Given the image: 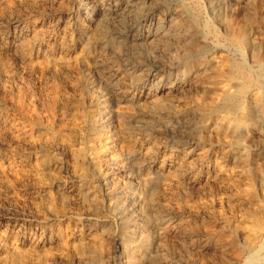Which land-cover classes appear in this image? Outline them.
<instances>
[{
  "label": "rangeland",
  "instance_id": "obj_1",
  "mask_svg": "<svg viewBox=\"0 0 264 264\" xmlns=\"http://www.w3.org/2000/svg\"><path fill=\"white\" fill-rule=\"evenodd\" d=\"M51 1L40 6L38 25L45 48L54 52L47 63L40 57L35 65L42 67H31L20 52L0 50V85L4 69L15 74L0 96V233L8 225L5 231L14 235V222L28 228L44 222L63 230L65 240L82 234L75 246L91 248L92 264H245L242 215L264 211V195L258 188L248 198L249 179L239 172L246 167L253 177L264 175V118L253 103L251 130L242 134L245 148L235 150L226 143L234 133L218 129L194 98L212 102L206 88L215 78L214 56L241 59L229 34L247 15L256 17L257 40L245 63L264 77L257 66L264 60V0H241L235 9L231 0ZM70 44L74 57L68 59L61 48ZM200 50L205 54L197 55ZM198 69L209 70L199 75ZM19 98L29 100L31 120L16 112ZM48 116L55 117L52 124ZM109 137L120 157L109 164L90 161L93 153L106 151ZM79 151L87 160L75 178ZM148 151L173 166L192 162L196 171L187 178L162 171ZM221 170L231 180L224 182ZM49 201L58 219L46 212L44 220L34 217ZM22 235L30 237L27 230ZM76 247L64 253L74 254ZM261 257L264 264V252ZM63 259L60 264H70Z\"/></svg>",
  "mask_w": 264,
  "mask_h": 264
},
{
  "label": "bare ground",
  "instance_id": "obj_2",
  "mask_svg": "<svg viewBox=\"0 0 264 264\" xmlns=\"http://www.w3.org/2000/svg\"><path fill=\"white\" fill-rule=\"evenodd\" d=\"M50 1L51 0H0V50H6V51L14 50L15 52H20L22 54V59L24 61L28 62V64H30L31 67H35V66L36 67H38V66L42 67L39 64L35 65V62L38 61L40 57H43L44 58V60H43L44 62L49 61V59L53 55L52 53H54V52L51 51V50H48L47 48H45L46 47L45 45H46L47 42L44 40V37H42V35L40 34V32L38 30V25L41 22H43V21L39 22V20H40L39 17L42 14V12L40 10L41 9L40 6L42 5V3L44 4L45 2H50ZM57 1H60V0H55V2H57ZM61 1H63V0H61ZM69 2H70V0H69ZM75 2H77V1H75ZM197 2H198V0H197ZM240 2H241V0H231V4H232L233 8L235 6L238 7V5L240 4ZM98 3H100V1ZM53 6L55 7V5H53ZM58 8H56V9H58ZM94 9H96V8H94ZM191 10H192L191 13L193 14L194 21L195 22H198V16H197L196 10H194V9H191ZM243 10H245V9H243ZM68 11H70V10H68ZM249 11H251V10H249ZM49 13H50V11H49ZM253 15H247V16H245V19L243 17L244 20H242V22L240 24L236 25V27H233V29L230 32V34L228 33L230 35L229 36V39L231 40V42H233L234 46L238 49V52L240 53L241 59L239 61H237L236 59L235 60H233V59H227L225 57H222V55H219V54H218L219 56H214L212 58L211 65H212V67L215 70V78L212 81L211 85L206 88V89H208L207 93H209V95H210V97L212 99V102L211 103L206 102L205 100H207V99H205V98H201V99L194 98V101L196 103V106H197V109L199 110V112L202 113L203 115H207V116L213 118L214 121H215V123H216V127L218 129H222L224 127V128H227V129L231 130L234 133L233 137L228 142H226V143L229 146H231L233 149H235V150L236 149L240 150V149H244L245 148V143L242 141V136H243L242 134L244 132L247 133V132H249L251 130V127H252V122L251 121H252V118H253V114H252V111H251V107H252V104L253 103L259 107V109H260L259 112L261 111L262 118H264V77L258 76L259 74L258 75L257 74L255 75L252 72L253 70L250 71L247 68L246 63H245V57H246L247 53L252 48H255L256 47V40H257V38L253 37L254 36L253 35V30L255 31L254 26L257 24V20L255 19L256 17H253ZM99 19H101V18H99ZM59 21H60V19H59ZM179 22H181V21H179ZM259 22H260V20H259ZM177 23H178V21H177ZM262 24L264 25V21L262 22ZM210 25H211V23H210ZM228 26L230 27L231 26V23H228ZM261 26H260V28H261ZM132 28H133V26H132ZM206 29H207V30H205L206 33L207 32H210L208 26L206 27ZM258 30H260V29H258ZM94 31H96V30H94ZM63 32L64 33H61L60 34L59 40L64 39V37H65V31H63ZM92 35H88V37L91 38ZM257 37H258V35H257ZM92 39H94V38H92ZM222 40H223V38H222ZM226 43H227V41H226ZM68 46L69 47H67V48H61L62 49L61 51H63V53L65 54V57H67L68 59H71L72 57H74L73 56V48H72V45L71 44L68 45ZM37 47H38V50H37V52H35V48H37ZM216 48L218 49L220 47H216ZM205 52H206V50H200L199 51V54H197V55H203V54H205ZM81 53H82V55H84L83 54V51ZM6 54H8V53H6ZM85 54H88V52L85 53ZM221 54H223V53H221ZM3 55H5V54H3ZM12 56H14V55H12ZM90 57H91V55H90ZM253 62H256V61H253ZM76 63H77V61H76ZM32 64H34V65H32ZM7 65L8 64H6V66ZM224 66H226L229 69V72H226L225 71ZM257 66L260 69L263 70L264 69V60L259 61L257 63ZM4 68H5V66H4ZM228 69H227V71H228ZM2 70H3V68H2ZM208 70L209 69H200V70L198 69L196 72L199 75L200 74L206 75V73H207ZM260 72H261V70H260ZM3 75H5V76H3ZM14 75L15 74H14L13 70H11V69L10 70H5L4 69V71L1 73V79H2V76H3L4 83L0 85V96H3V97L6 96V94H7V84L6 83L7 82H11V80L14 79ZM27 77H24V78H27ZM12 82H14V81H12ZM88 85H90V84H88ZM86 86H87V84H86ZM20 87H21V85H20ZM197 89L198 90L199 89L200 90H204L205 88H203L201 86H197ZM26 94L28 95V93H26ZM34 94H35V92H34ZM199 96H201V95H199ZM31 97H32V95H31ZM98 97H99V95H98ZM96 98H97V96H96ZM22 100L21 99L20 100H17L14 103V107H15V105L17 107V109H16L17 111L16 112L22 113L24 116H26V118H28L29 120H31L32 116L30 115L31 111L29 109V100H27L28 102L27 101L25 102L23 98H22ZM30 101H32V100L30 99ZM166 105L167 104H165V106ZM32 108H34V107H32ZM255 112L257 113V111H255ZM39 118H40V116H39ZM54 118H55L54 116H48V117H46V121L48 122V124H52V122H53L52 120H54ZM256 118L258 119V117H256ZM24 120H25V118H24ZM45 123H43V124H45ZM18 124H19V122H18ZM10 131H12V130H10ZM14 133L15 132H13L12 134H14ZM257 135H258V133H257ZM115 144L116 143L111 140V137H109V140L106 141V151L93 153L94 156L91 154L92 157L89 156L88 157L89 160L90 161H93V162H96V163H107V164L111 163L112 161H115L117 159V156H118L116 154V152H115ZM58 146H60V145H58ZM246 146H248V145H246ZM16 149H17V147H13V150H16ZM91 150L94 151L95 149L94 148L93 149L91 148L87 152L90 153ZM18 153H19V151H18ZM8 154H9V152H8ZM146 156H147V158L150 160V162L153 165H156V166L158 165L162 171H170V172L171 171H174L176 174H178V175H180L181 177H184V178L190 177L191 174L195 173V171H196L195 164L192 163V162H190V163L187 162L186 165L185 164H179L177 166H173V165L167 163V161H168L167 159H165L163 161H156V160H154V157L155 156H154V153L152 151L146 152ZM118 157H120V156H118ZM85 160H87L86 155H84L83 152H80L79 151V153L77 154V157H76V161H74L76 163V165L74 164L75 166H74L73 170L71 171V172H73L72 174H73V176L75 178H79L81 176L80 169H81L82 165H84ZM10 161H7V164H8L7 167H8V170H13V163H11ZM215 163H217V162H215ZM220 172L221 173L219 175H220L221 178H223L222 180L224 182L231 180L229 178H231L232 176L229 177V174L225 173L223 170H221ZM234 172H236V171H234ZM239 174H242V176H244V177H246V178L249 179V181L245 183V185L247 187L246 195L248 196V198H255L256 193L258 192L257 191L258 188L261 191L262 195H264V175H260V176H257V177H253L252 174H251V171L248 168H246V167L245 168H242V170H241V172H239ZM226 177L229 180L225 179ZM29 194H31V195L34 196V194H36V193L32 191V192H29ZM260 198H261V196H260ZM61 200H63L62 202H64L65 201V197L64 198L62 197ZM257 206H261V205H257ZM44 210H46V211H42V210H40V208L37 209V210H35V212H33V216L34 217H37L39 219H42V220H44V218H45V212L48 213V214H51L56 219H58L57 217L60 216V214H59L60 212L56 209L55 204L53 202H51V201H49L46 204V206L44 207ZM242 217H243L242 218L243 219V222L242 223H246L245 225H247L244 228V230H245V232L247 234L246 235V238L244 237L245 238L244 248L249 253L248 258H247L245 264H263L262 263V260H261V258H262L261 257V253L264 252V211H260V210L247 211V212H245L242 215ZM43 224H44V222L42 224H40V225L39 224H35V225H33V226H31V227L28 228V227H25L24 224H22V223L14 222L13 225H12V229H15V231L17 232V233L15 232L14 235H10V234H8V231H5V230H7V228H9L8 225H7V227L5 228L4 232L2 231V233H0V264H60L64 260L63 259L64 257H66L68 259V261H69L70 264H92V262L94 261V255H93V251L91 250V248L89 246H86L84 243H80L77 247L75 246L76 241H80V242L82 241V236H81L82 234H80L77 237H74L73 239L70 238L69 240L68 239L65 240L64 235H63V230H61V229H59V228H57L56 226H53V225H48L47 226L46 224H44V225ZM237 226L238 225H236V227ZM25 230H27L28 234H30V237L28 239H26L22 235L23 234V231H25ZM144 236H145V240H149V238L151 236V232L147 233V235H144ZM71 247L74 248V250H75V247L77 248L76 249V253L72 254L71 252H68V253L65 254L64 253V249L65 250L68 249V251H70L69 249ZM54 248H56L59 251L58 252L57 251L56 252L51 251ZM239 255L240 254H238V256ZM238 256L236 258H239L240 257V256L239 257Z\"/></svg>",
  "mask_w": 264,
  "mask_h": 264
}]
</instances>
